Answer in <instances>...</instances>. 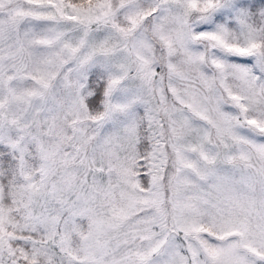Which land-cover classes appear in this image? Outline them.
Here are the masks:
<instances>
[{
  "label": "snow or ice",
  "instance_id": "1",
  "mask_svg": "<svg viewBox=\"0 0 264 264\" xmlns=\"http://www.w3.org/2000/svg\"><path fill=\"white\" fill-rule=\"evenodd\" d=\"M0 264H264V0H0Z\"/></svg>",
  "mask_w": 264,
  "mask_h": 264
}]
</instances>
